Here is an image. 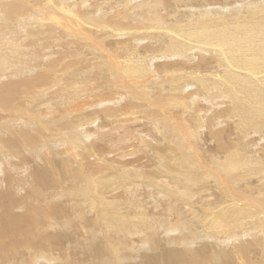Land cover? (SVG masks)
Listing matches in <instances>:
<instances>
[{
	"label": "bare ground",
	"instance_id": "1",
	"mask_svg": "<svg viewBox=\"0 0 264 264\" xmlns=\"http://www.w3.org/2000/svg\"><path fill=\"white\" fill-rule=\"evenodd\" d=\"M77 1L79 0H0V115L4 111L6 113V110L11 109L12 107H14V105H17L16 108H19V106L21 107V105L23 106L28 103L26 107V112L29 115L28 118H31V126L28 123H25L24 126L21 127H18L17 125L14 126L13 124L12 126H10L9 122L11 120H8L9 122L5 123V127H3L2 129L0 128V132L5 131V129H10L11 131H13L1 132L3 133V136L0 135V147L1 150L4 151L3 153H0V162L3 160L6 163L5 169L2 173V177L0 174V178L5 177L6 179L5 183L2 182V179H0V264H27V260H32L28 264H41L38 262V259L43 260L42 264H70V261H72L71 257L73 256V254H70V257L69 252L72 253L70 249L73 248V238L76 237H82L83 239H86V244L83 247L85 249L84 252H88L86 254L90 255L93 260L95 259L94 254H96V256L100 260H102L104 252H106V255L109 254L110 256H112L111 258L118 259L120 257L118 256L119 253L110 245V243L112 244V242L108 234L111 231L114 235H121L123 233L125 234V232L129 228V223L127 225L125 224V227L123 226L125 230L124 232L123 229H118L119 225L122 226L123 223L120 224L118 222L116 224H113L111 222L110 224H106L105 221H109L107 219L108 217H105L106 219H104L103 216L102 219L99 217L103 214L100 213L101 209H99V206H101L102 204H106L109 206L110 204L111 207H117L121 203L122 206H124V210L126 211L127 205L133 203L134 206L137 205L136 208H140L142 206H140L139 201H137L136 199L132 200L134 198L133 194L136 192L138 187H143L149 190L153 194L151 198H156L157 196H160L162 193L165 192L164 190V192L162 193L157 192V188L161 190L160 188H164L167 185L169 187L168 191L172 195H170V197H173L175 199H173V202L175 204H173V206L176 207V210L178 211L177 213L180 215L182 214L183 210L186 211L187 215H190L189 217H191V219L199 225V230L195 234L198 239H196V237L193 235V237H195L193 239L197 240V242H194L193 239H189L190 236L187 234L178 235L176 233L177 236L174 237L166 235L165 237H162L160 235L159 239H154L155 243L158 242L154 245L156 246L154 252L155 254L147 256V260L144 261V264H157L155 263L156 261H159L160 264H264V196H262V191H264V188L261 189L259 194L260 196H257L254 200H251L252 203L250 205L247 204V208L246 206L244 208V204L239 203L237 200L242 199L243 196L240 195L241 185L246 184L248 182V179H254L256 185L259 188L261 186L263 187L264 185V145H261L258 149L260 153L263 154V156L260 157L255 163V167H248L247 170H244L243 173H240L238 171L239 166H237L235 164L236 161L233 160V157L238 153V151L231 152L232 147L228 146L227 144L225 145L224 143L223 130H217V128H215V121L218 120L217 116L219 115V111L215 110L214 112H212L211 115L205 116V118H203L201 127L210 130L208 133L213 137L216 144V150L219 152V154L221 153L225 156L228 155L223 160V162H216V167L220 170L223 169L224 173L215 179L219 183H224L225 188H223H228V190L233 193L232 199L230 198L231 194L230 196H228L227 194H224L222 192H220V195H217L216 192L214 193L213 189L215 187H213V185L215 186V184H211L210 182H208V179L211 177V175L207 178L206 175H204L203 179L200 180L201 178L199 177L197 179H194L189 174L179 175L176 174V172L174 174H170L171 178L163 177V179H161L162 177H159L160 179L158 178V181H155L156 176L153 177V186L151 185V180L149 183L146 184H137L136 187H134L136 184L128 183L127 185H125L126 183H120V186L116 185L113 188L110 187L109 191L110 194H115V192L120 194L123 192V196H119V194H116L115 196L112 195L113 197H105V195L101 191L105 188V186L102 185L100 187V185L97 184V182H95V180L91 178L90 173H88V170L90 169V163L87 165L86 161H88L87 159L92 155H95V157H93L96 159V153L99 152V150L102 151L101 147H105L106 145L108 146V143L114 140L112 136H115L117 132L116 130L120 129V127L123 125L122 124L119 126L122 121L120 123L118 121L117 124V120L122 115L119 116V109H114V107H111V105L114 104L115 101L107 102L104 100H99L95 103H91L88 101L89 103L85 105L78 104V101H80L79 99H85V97L81 98L83 90L82 88L77 87V76L80 74H85L88 77L94 78V76L96 75L99 80H102L105 78V74L108 73L106 70L107 65L103 64L102 66V64H88V66H82V71L77 67V64H74L75 61L70 60L74 56H81L83 59L84 50L76 48L77 38L81 39L83 35L89 33L90 31L105 27L109 31H111V33L113 32V35L116 37L122 36V39L124 37L128 38H126L127 40L123 39L121 41L115 40L114 43H112L111 45H100L101 51L97 55H94L95 59H97L99 62L102 60L111 61L113 58H115L113 57L114 55L111 54L113 50H111L110 48H114V50L116 48L118 52H124L122 51L124 48H121V46L127 47L125 46L126 44L124 45V40H126L128 46H132L133 42L137 40V37H143V42H148L149 46H157H155V50H148L149 48H145L144 50L147 54L146 57H139L133 51H129L128 55L127 53H124L121 58V63H118L116 65L120 66L119 70L123 78L132 83V86H136L139 83L133 81L137 78V76L151 75L153 78H160V76H163L160 74L167 73L171 70L173 72L170 75L182 76L184 72H181V70L179 69L182 68L181 66H187L190 64H196L197 67L193 65V68L198 69V72L201 73V70H199V68L205 69L207 65L209 67L213 64L216 65L219 64V62H223L226 66L225 69L220 70V72H222L221 74H211V72H208L204 75H207V78L205 80V89L207 91V94L209 91L217 92L220 87H224L225 90L231 92L239 98L240 104L246 100L245 98H247L252 105L257 106L259 109L251 107L250 112L252 114V117L247 114L245 115L244 119L246 122H254V124L260 125L259 127H261V125H264V107L262 106V104L264 103V68L257 69L254 68V66L264 64V15L263 13H260L263 16L256 17L252 14L248 15V12L249 10L253 9H255L256 12H260L261 10L263 11L264 9H262L261 7L264 8V0H232L231 3L228 4L227 2H229L230 0H219L218 3L216 2L214 4L199 5L197 4V1L204 3L205 1L145 0L142 2L140 1L141 3L139 2V4H133L135 6L130 4V0H119L118 2L115 1L118 6L116 7V11L114 13H111V11L114 10L115 7L113 8L112 6H108L111 4L112 0H82L79 2ZM166 1H168L167 4L165 3ZM191 1H196L197 5L192 6L189 3ZM123 7L124 9L121 10V8ZM138 9L141 10V12L147 13V15L145 16L149 17L148 20L152 22L153 26L156 25L155 28L157 30L153 32H149L148 30L145 32L144 35H138V33H136L135 30H137V28H135V24L131 22H140V19H144L141 18L139 13L133 14L137 12ZM185 10L190 11L188 15H185L184 17L189 18L192 16V20H199L195 22V26H190V29H188L189 27H183L182 29H179L176 27V25H173L175 23L173 20H176L178 18L177 16H180L178 15L179 12ZM191 10H197L196 14L198 15V18L196 17V15H194V13L191 12ZM242 11H248L245 12L247 13V15H241ZM164 14H170L168 17V21L167 19H163L161 17ZM127 15H130V17ZM117 19L120 23L128 24H125V26H123V24L119 25ZM114 20H117V23H113ZM228 20H231L233 22L230 23L228 22ZM155 21L159 24L157 25ZM212 22H215L216 25L212 26L209 24ZM186 23L193 25L191 21ZM112 24L113 26L114 24H116V26H118L119 28L116 26L113 27ZM159 32L164 33L165 37H161L159 35ZM22 34L24 35L20 36ZM62 36H64V40H62L60 45L56 44L61 41ZM41 42H43V47L42 50L36 54V58L40 57L43 48H45L47 52H45V56L43 59L47 60L48 65H41L42 63H38V65L29 66V62H27L25 65L22 64V67H19L16 70H13L10 67V65L17 66V64L19 63H25L26 61L34 60L35 57L23 56L22 53H19V50L25 46H30L29 48L31 49V52H33L34 48L38 50ZM54 49H59V51L54 52ZM131 49L132 48H130V50ZM77 52H80V54L78 55ZM156 57H159V60L164 61V63H162V65L160 66L161 68H158L156 65L153 64L157 61ZM13 58H15L14 62L10 60ZM52 59H54L55 61L51 62ZM65 60L67 62L65 64H62ZM174 61H176V63H174ZM143 64L145 67L143 66ZM169 67H171V69H168ZM80 71L82 73H79ZM185 72H190V75L194 76V78L202 77L195 76L191 69ZM186 75L189 74L186 73ZM83 79H86L85 76ZM146 81H148V79H146ZM146 81L144 80V82ZM217 81L220 82V86L215 85ZM79 82H81L82 84L85 83V81L81 80ZM91 84L93 86L94 83ZM252 85H256L258 89L254 88ZM83 88L85 92L86 87ZM47 91L52 92L48 94ZM89 91L91 90L89 89ZM156 98H158V95H155L154 98L149 99V101H152ZM26 99L28 101L30 99V101L26 103ZM176 99L179 98H175L174 100ZM41 100L46 101V104H41L46 105L47 108L52 105L49 110L46 112L44 111L45 113L43 115L42 113L37 112L39 110L38 108V110H35L36 115L32 116L31 114H29V112L31 111V102L36 101L35 103L37 104ZM57 100L64 103L62 104L64 107L61 105V107H63L62 109L64 110V113L62 114L58 106L60 102H56ZM174 100L173 102H176ZM222 101L224 100H221V102ZM226 102L229 107H233V103H231V101L227 100ZM71 103L76 104L73 111L70 110L71 106H67ZM110 103L111 105L108 106V104ZM41 104L39 107H41ZM128 104L129 103H127V105ZM87 106L89 108H92L91 106L103 107L96 111H90L91 109H89V111H87L88 115L85 116L84 114L86 113V110H88ZM16 108H14L12 112L17 111ZM162 111H164V109ZM17 112L15 113L17 114ZM39 112L43 111L41 110ZM151 113L153 112H150L149 115ZM159 113L161 114V111ZM164 113L168 114V112ZM11 114L14 115V113ZM93 117L96 120H102V122L104 123H102V126L104 125V130H106L105 128H108V122L111 120L114 121L112 122V125H117L114 126V129L109 126L111 128L110 130L112 131L109 130L105 133H99V131L102 130L92 132V138L93 140H96H94V143L92 144L88 142L90 144L89 146H86L84 144L81 145L82 142L80 143V141L78 140L79 138L75 137L76 135H71V133L67 131L62 132L63 138L68 135V140L66 142L65 140H63L66 145H64L65 149L61 151L59 150L60 152L56 154L54 153L55 155L53 154V156L56 159H52L53 157L50 156L48 150L53 147V144L50 146H46V143L43 142L44 139L47 143H49L50 140L54 139L52 138V135L54 134V131L52 129H57V127H61V129L65 127L69 128L70 125H77L81 128L83 127V124H85L81 123L84 118L93 120ZM161 119L160 121H162ZM92 120L90 121V123L94 124L95 120ZM164 121L165 117L164 120L159 123H163V125H161L164 126ZM87 122L89 121L87 120ZM99 124H101V122ZM123 128L125 130V126ZM39 130H41L42 134L38 133ZM78 131H80V129ZM87 133L88 135L86 136H84L85 134L83 135L82 132L81 134L80 132L77 133V135H80V137L82 136L84 138H89L90 134L89 132ZM1 136L3 137V139ZM119 136V138H121V135ZM40 137L43 140H41ZM70 139L72 140V143L70 142ZM163 139L162 141L164 142ZM98 143H100L99 145L102 146L98 147ZM49 144H51V142ZM112 144L110 143V145ZM67 145L70 146L67 147ZM110 148L111 146H108V149ZM76 150H79V152ZM28 151L30 155L27 153ZM99 154L101 155V152ZM154 154L157 155V159L163 160V158L158 152H154ZM33 158H35L34 161L32 160ZM15 159H17L20 163L25 162V168L20 169L18 164L13 162V160ZM38 160H40V163ZM31 161L34 162V165L32 166L33 168H31L30 166ZM89 161L91 162V160ZM98 162H100V160ZM37 164L42 165L37 166ZM200 164V167L203 168L204 163ZM117 165L118 164L115 165L116 168H118ZM128 166L132 167L131 165H127V167ZM159 168L160 167H158L157 169ZM161 168V171H172L171 169L169 170V168L166 166H162ZM205 168L209 169L208 167ZM155 170L156 169L151 171ZM127 171L124 170L123 172ZM188 172H190V170H188ZM87 174L88 176H86ZM19 175L23 176V178H19ZM125 175L127 174L125 173ZM100 176L101 175H99L98 177ZM117 176L122 177L121 174ZM129 177L130 176H128L127 178ZM53 178H55L54 186L56 185V187H59L57 185L59 184L57 183V181L60 180L62 181L61 184L67 185L66 183L68 182L67 186L70 185V188H75L74 192H70L67 194V192L69 191L68 188H66L65 186L64 189H66L67 192H63L65 193L64 196L71 195L72 200H75L79 197H81V199L85 198V201H83L84 199H82V203H84L86 206L89 203V206L92 208L93 206L98 207V212L96 210L97 208L92 211H86L87 215H91V212H93L92 214L97 212L96 214L99 217L98 219L96 215L98 233L96 230H87L88 227L85 229L84 224L81 223H84V221L81 220L82 214L78 213L79 211L76 212V208L69 207L70 213L64 214L65 207H60L59 204H55L54 201L52 203L53 205H48L49 199H54V196L51 195V198L45 197L46 195L42 193V189L51 188V181ZM135 178L138 179V177L136 176ZM98 179L100 180V178ZM139 179L138 181H136L139 182ZM30 180L32 181L30 182ZM63 181H65V183H63ZM209 183L211 187L208 185ZM164 184L166 186H164ZM109 186L110 184H108V187ZM129 186L131 188L137 189H134V192L131 191L130 193L131 189H129ZM61 187L55 189L60 190ZM152 188L154 190H152ZM118 189L119 191H117ZM143 194H141V196ZM127 195L129 196L127 197ZM162 196L164 195L162 194ZM165 196L161 198L159 202L166 201V203H168V199L170 198H167ZM122 197L125 199V202H122V200L120 199ZM145 197L147 196L145 195ZM147 199L148 198H146L145 201H147ZM213 199L219 201L211 202ZM66 201H69V199L67 198ZM155 202L157 201L155 200ZM179 202H181V205L176 204ZM151 203L152 202H150V204ZM196 204H204L208 206L211 211L207 212L205 210L204 213H207V215H200L199 213H196L197 211H193L195 212L193 214L192 209H194V207L192 208V206H196ZM152 205L153 204L149 206L153 207ZM158 206L161 205L158 204ZM168 206L169 204H167V208H170L167 210L172 213V206ZM209 208L207 210H209ZM152 210L154 209L152 208ZM162 213L164 214V212ZM221 215L224 216L225 225H223L221 222ZM119 216L120 217L115 218H124L127 215L125 214L124 217L121 215ZM125 218L127 219V217ZM153 218L154 217H152V220H154ZM74 219H76L75 222ZM157 221L159 220L157 219ZM86 222H89V220ZM189 222L192 221H190L189 219ZM147 223L140 222L138 226L132 225L136 227H131L129 224L130 228H132L131 231H136V233L140 232L142 229V232L138 234L139 240H142L141 242L146 241V236L143 237L142 234H144L143 228L148 229V225H146ZM196 224L193 225L197 227ZM116 225L117 227H115ZM99 226H101L100 229ZM158 229H162V231L166 234L164 226L162 224L157 225V230ZM59 230L62 231V233H60L62 236L59 234ZM54 231L58 233L54 234ZM171 231L172 229L169 232ZM51 232L53 234H51ZM174 232H177V230L175 229ZM98 234H101L103 239H99ZM218 234L224 237L222 239V242L217 241ZM199 236L203 237L200 238ZM161 237L163 239H161ZM54 239H59V241L61 239L62 242L63 240L66 241L65 248L68 249H66L64 255H62L61 257H58L55 253H58V250L61 252L63 248H57L58 250L56 249L54 253L51 250L52 244L55 241ZM95 241L98 242L99 247L92 246L95 244ZM160 241H162V243H160ZM55 243L57 245L58 242L56 241ZM124 245L125 247L123 249V252L128 253V247L125 241ZM251 246L253 247L252 249H250ZM136 247H138L137 253H140L139 251L140 249H142L141 245H137ZM20 248H24V252H22L23 256H26L24 261L23 259H20L22 257V255L19 254ZM84 252H81L82 256L84 255ZM67 258L69 260H67ZM93 260L91 261L93 262ZM126 260L127 259H123V261L117 260L116 263L124 264V262H128V260ZM72 264H74L73 261Z\"/></svg>",
	"mask_w": 264,
	"mask_h": 264
},
{
	"label": "rangeland",
	"instance_id": "2",
	"mask_svg": "<svg viewBox=\"0 0 264 264\" xmlns=\"http://www.w3.org/2000/svg\"><path fill=\"white\" fill-rule=\"evenodd\" d=\"M54 1H56V0H54ZM79 1H82V0H79ZM79 1H77V2H79ZM115 1L118 2L119 0H112L111 4L108 5L110 7L112 6L113 8L115 7V9L111 11V13L112 12L114 13L116 11V7L118 6ZM130 1L132 2V3L130 2V4H132V5L135 4L136 5V4H139L140 1L142 2V1H145V0H130ZM146 1H149V0H146ZM204 1H205V3L197 1V4L198 5L199 4H214L216 2L217 3L219 2V0H210V1L209 0H204ZM231 1L232 0L227 2V4L231 3ZM165 3L167 4L168 1H166ZM189 3L192 6L193 5L194 6L197 5L196 1H191ZM135 5H133V6H135ZM261 8L264 9L263 7H261ZM123 9H124V7L121 8V10H123ZM189 11L190 10L181 11L182 13L179 12L178 15H180V16H177L178 18L176 20H173L175 22L173 25H176V27L179 28V29H182L183 27H187V28L189 27L188 29H190V26H195L194 25V24H196L195 22L198 21L199 19H197L195 21V20H192L193 19L192 16L189 17V18L188 17H184L185 15H188ZM196 11L197 10H193V11L191 10V12L194 13V15H196V17L198 18V15L196 14L197 13ZM263 11L261 10L260 12H256V10L253 9V10H249V12L248 11H245V12H248V15L252 14V15H254L256 17H262L264 15ZM245 12L242 11L241 15H247V13H245ZM138 13L141 16V18L145 19V20L144 19H140V22L139 21L131 22V23L135 24L134 27L137 28V30H135V31H136V33H138V35H144L145 32L148 31V30H149V32H153V31L157 30L155 28L156 25L153 26L152 22L148 20L149 17L145 16V15H147L146 12H141V10L138 9V11L133 13V14H138ZM260 13H263V15L260 14ZM169 15L170 14H164L161 17L163 19H167V21H168ZM127 16L130 17V15H127ZM117 20H114L113 23H117ZM169 20H170V18H169ZM190 21H191V23L193 25L186 23V22H190ZM118 22H119V20H118ZM228 22L231 23L233 21L228 20ZM156 23H157V25L159 24L158 22H156ZM212 23H209V24L212 25V26L216 25L215 22L213 24ZM121 24H123V26H125V24L127 25L128 23L124 24V23H120L119 22V25H121ZM112 26H113V24H112ZM115 26H116V24H114L113 27H115ZM116 27H118V26H116ZM130 32H131V30H130ZM23 35L24 34H22L20 36H23ZM159 35L161 37H165L164 33L159 32ZM115 38H117V39H115ZM126 38H128V37H124L123 39H126ZM123 39H122V36L121 37L114 36L113 32L111 33V31H109L105 27H101L99 29L92 30L89 33L83 35L81 39L77 38V46H76V48L84 50L83 59H82L81 56H74L73 58L70 59L71 61H75L74 64H77V67L79 69H81V70H82V66H88V64H91V65H100V64H102V66H103V64L107 65L106 66V70H107L108 73L105 74V78L102 79V80H99L96 75L94 76V78L88 77L85 74H80V75L77 76V79H78V86L77 87H80L83 90L81 98L85 97V99H79L80 101H78V104L79 105H85V104H88L89 102H91V103L94 102L95 103L96 101H99V100L100 101L104 100V101H107V102L108 101L109 102H114L115 101L114 104L111 105V103H110V104H108V106L111 105V107H114V109L115 108L119 109L118 110V112L120 113L119 116L122 115L120 117L118 116L119 119L117 120V124H118V121H119V123L122 121L119 124V126L122 125V124L123 125L120 127V129H118V130L115 129L118 133L116 132V134L114 133L115 136L114 135L112 136V138L114 140L111 141L110 143L111 144L113 143V144L110 145V143H108L109 144L108 146H111V148L108 149L107 145H106L107 148H106V146L105 147L104 146L101 147L102 145H99L100 143H98V147L100 146L102 151L99 150V152L96 153L97 154L96 155V159L94 158L95 155L91 156V157L94 156L93 158L89 157L90 159L87 157L88 161H86V164L88 165L90 163V165H91V166L89 165L91 170L90 169L88 170V173H90L91 178L94 179L95 182H97V184L100 185V187L102 185L105 186V188L103 190H101L102 193L105 195V197H107V196L108 197H110V196L113 197V196H115L116 194H119V193L115 192V194L114 193L110 194L109 189H110V187L113 188L116 185L120 186V183H123V184L126 183L125 185H127L128 183L136 184L134 186V187H136L137 184H140V185L141 184H146V183H149L150 180H151V185L153 186V184H152V182H154V178L153 177L156 176L155 181H158L160 179L159 177H162L161 179H163V177L171 178L170 174H174L175 172H176V174H179V175L189 174L194 179H197L199 177V178H201L200 180L203 179L204 175H206V178L211 175V177L209 178L210 180L208 179V182H210L211 184H215V186L213 185V187H215L213 189L214 193L216 192L217 195H220V192H222L224 194H227L228 196H230V194H231L230 198L232 199L233 193L231 191H229L228 188L224 189L225 188L224 183L223 184L219 183L215 179V178H218L219 176H221L224 173L223 169L220 170V169H218L216 167V162H223V160L228 155L225 156V155H223L221 153L219 154V152L216 150V144H215V141H214L213 137L208 133L210 130H207V128H205V129L202 128L201 124H202L203 118H205V116L211 115L212 112H214L215 110L219 111V115L217 116L218 120L215 121V128H217V130H223V132H224V136H223L224 143H225V145L227 144L228 146L232 147V151L231 152L238 151V153L233 157V160H235L236 161L235 164L237 166H239L238 167V171L240 173H243L244 170H247L248 167H250V168L255 167V163L258 161V159L260 157L263 156V154L260 153V151L258 149H259V147L261 145H264V125H261V127H259L260 125H256V124H254V122L253 123L246 122L245 119H244L245 115H247V114L250 115V117H252V114L250 112V108L251 107H253V108H258V107L255 106V105H252L247 98H245L246 100L243 101L240 104L239 98L236 97L231 92L225 90L224 87H220V89L217 92L209 91L208 94H207V91L205 89V80L207 78V75L206 76H204V75L206 73H208V72H211V74H213V73L221 74L222 72H220V70L225 69V66H226L225 63H223V62H219V64H216V65L213 64V65H211L209 67L207 65L205 69L198 67L199 70H201V73L198 72V69H194L193 68L194 66L197 67L196 64H190V65H187V66H185V65L181 66L182 68H180V69L178 68L179 70H181V72L185 73V74L183 73L182 76L170 75L173 72L172 70L168 71L167 73L160 74V75H163V76H160V78H155V77L153 78L151 75H150L151 77L149 75L137 76V78L134 79L133 81L137 82V83L139 82V83L136 86H134V85L132 86V83H130L128 80H125L123 78V76H122V74H121V72L119 70L120 66H116V65L118 63H121V58L124 55V53H127V55H128L129 51H133L139 57H146L147 54H146V51L144 49L145 48L146 49L149 48L148 50H151V49L155 50L157 46L156 45H154V47L153 46H149L148 42H146V43L143 42V40H144L143 37H137L138 41L135 40L133 42L132 46H128L127 45L128 43L126 42L127 39H126V40H124L125 41L124 45L126 44L125 46H127V47L121 46L123 44L120 45L121 48H124L122 50L124 52H121V51L118 52V50L116 48H115V50H114V48H110L111 50H113L112 53H111V51H110V53L114 55L113 57H115L111 61L102 60V61L99 62L97 59H95L94 55H97L101 51L100 45H111L112 43H114L115 40H117V41L120 40L121 41ZM62 40H64V36H62L61 41L59 43H56V44L60 45ZM29 47L30 46H25V47L21 48L19 50V53H22L23 56H27V57L33 56V57H35V59L31 60V61H26L25 63H19V64H17V66L16 65L15 66H11L10 65V67L13 70H16L17 68L22 67V64L25 65L27 62H29V66H35V65H38V63H42L41 65H48L47 60L43 59L44 56H45V52H47L45 50V48H43V51L41 52L40 57L36 58V54L39 53L42 50L43 42L40 43V47L38 48V50L36 48H34L33 52H31V49ZM130 48H132V49L130 50ZM58 51H59V49H54V52H58ZM77 53H78V55L80 54V52H77ZM156 58H157L156 59L157 61L154 62L153 64L156 65L158 68H161L160 66L162 65V63H164V61L163 60H159V57H156ZM14 59L15 58L10 59V60L14 62L15 61ZM54 61L55 60L52 59L51 62H54ZM66 62L67 61L65 60L64 63H62V64H65ZM174 63H176V61H174ZM143 66H144V64H143ZM188 67H190V68H188ZM254 68L262 69V68H264V64L263 65H255ZM168 69H171V67H169ZM189 69H191L193 71L195 76H197V77L198 76H202V77L194 78V76L190 75L191 74L190 72L189 73L185 72V71H188ZM79 73H82V72L80 71ZM186 73L189 74V75H186ZM164 74H167V75H164ZM84 76H85L86 79H83ZM146 79H148V81H146ZM80 80L81 81H85V83L82 84L81 82H79ZM144 80L146 82H144ZM96 81L97 82L99 81V82L97 83ZM127 82H128V84H127ZM141 82L142 83L144 82V83L142 84ZM91 83H94L93 86H92ZM139 84H140V86H139ZM141 85L142 86L144 85L143 87H145V85H146L147 88L146 87L143 88ZM215 85H219L220 86L221 84H220V82L217 81L215 83ZM252 86L254 88H257L256 85H252ZM83 87H86L85 88V92H84V88ZM89 89L91 91H89ZM134 89H136L138 92L136 90H134ZM50 92H52V91H47L48 94ZM87 92H90V93H87ZM139 92L144 95V98H143V95L140 94ZM85 94H87V95H85ZM228 94H230V95H228ZM155 95H158V98H156V99H154L152 101L151 100L149 101V99H153ZM175 98H179V99L174 100ZM173 100L176 101V102H173ZM221 100H224V101L221 102ZM227 100H229V101H231V103H233V107H229L227 105V102H226ZM29 101H30V99H29ZM29 101L27 100L26 103L29 102ZM148 101L151 102V103H149ZM35 102L36 101H34V102L32 101L31 105H30L31 106L30 107L31 111L29 112V114H31L32 116L36 115V111L35 110H38V108H39V110L37 112L38 113H42L44 115V113L46 111H48L49 108L52 106L51 105V106H49V108H47L46 105H42V104H46L45 100L44 101H42V100L39 101V103H37L38 105ZM56 102H60V104L58 105L59 108H60L59 110H61V114L64 113V110L62 109L64 107L62 104H64V103H62L59 100H57ZM127 103H129V104L127 105ZM164 103H166L167 105L164 104ZM27 104L23 105V106L21 105V107L19 106V108H16L17 105H14V107H12L11 109L6 110V113H5V111L2 112L1 115H0L1 116V119H0V125L1 126H0V128L2 129L3 127H5V123L9 122L8 120H11L9 122L10 126H12V124H13L14 126L17 125L18 127H21V126H24L25 123H28L30 125L31 118H28L29 115L26 112L27 111L26 110ZM40 104H41V107H39ZM116 104H117V106H116ZM61 105L63 107H61ZM33 106H34L35 109L33 108ZM67 106H69V107L71 106L70 110L73 111L75 106H76V104H72L71 103V104H69ZM262 106L264 107V103L262 104ZM91 107L92 108H89L87 106L88 110H86V113L84 114L85 116L88 115L87 111H89V109H91L90 111H96V110H99L100 108H102L103 106H91ZM14 108H16V110L18 112L17 111L12 112ZM163 109H164V111H162ZM21 110H23V111H21ZM41 110L43 112H39ZM158 110L161 111V114L159 113L160 111H158ZM15 112H17V114ZM148 112L149 113L153 112L154 114L151 113L149 115ZM164 112H168V114L164 113ZM169 112H170V114H169ZM11 113H14L15 117ZM158 113H159V115H158ZM234 115H236V116H234ZM164 117H165L164 126H162L163 123H161L162 124L161 125L159 122H162L164 120ZM140 118H142V119H140ZM159 118L160 119L163 118V119H161L162 121H160ZM45 119H47V118H45ZM87 120L89 122H87ZM91 120L92 119L84 118L82 122L80 121L82 124L85 123V124H83V127H81V128L79 126H77V125H74V124H73L74 126H71L69 124L70 125L69 128L65 127V128L61 129V127H57L58 130L56 128H53L52 130L54 131L53 132L54 134L52 135V138H54V139L50 140L51 144H49L50 142L47 143L45 139L43 141V142L46 143L45 144L46 146H50V145L53 144L52 145L53 147L48 150L49 151L48 153L50 154V156L53 157L52 159L55 158L53 156L54 153L56 154V153L60 152L61 150L65 149V146H66L65 142L68 140L67 139L68 135H66V137L63 138V135H62L63 133L62 132L67 131V132H70L71 135H76L75 137L79 138L78 140L80 141V143L82 142L81 145L84 144L86 146H89L90 145L89 143L92 144V143H94V140H96V139L93 140L92 132L98 131V130H102V131H99V133H103V132L105 133V132H108L111 128L114 129L115 128L114 126L117 125V124L116 125L115 124L112 125L113 124L112 122H114V121L111 120V121L108 122V128H105L106 130H104L103 129L104 125L102 126L103 122H102L101 119L96 120L93 117V120L96 121V122L94 121V124L90 123ZM187 120H189V121H187ZM60 122H61V120H60ZM100 122H101V124H99ZM165 123H166L167 126L165 125ZM185 124H186V126H185ZM100 125H101V128H100ZM124 126H125V130L123 128ZM60 129H61V132H60ZM79 129H80V131H78ZM126 129H127V131H126ZM5 131H11V130L10 129H5ZM5 131H1V132H5ZM110 131H112V130H110ZM1 132H0V135L3 134ZM11 132H13V131H11ZM79 132H80V134H81V132L83 133V135L85 134L84 136L88 135L87 132H89L91 137H90V135H89V138L88 137L84 138L82 136L80 137V135H77V133H79ZM38 133L42 134L41 130H39ZM163 133H164V135H163ZM119 135H121V138H119L120 137ZM90 138H92V139H90ZM2 139H3V137H2ZM40 139L43 140L41 137H40ZM162 139L164 140V142L162 141ZM167 139H168L169 142L167 141ZM63 140H65V142ZM70 142L72 143L71 139H70ZM96 142H99V141H96ZM116 142H117V144H116ZM62 143H64V144H62ZM69 146L70 145H67V147H69ZM112 146H114L115 148L112 147ZM263 149H264V146H263ZM76 151L79 152V150H76ZM3 152L4 151L1 150V147H0V153H3ZM100 152H101V155L99 154ZM128 152H130L131 154L128 153ZM149 152H151V153H149ZM154 152H158L160 154V156L163 158L164 161L157 159V155H155ZM27 153L29 154V151ZM114 153H115V155H114ZM64 154H66V153H64ZM87 156H89V155H87ZM133 157H134V159H133ZM34 159L35 158H33L32 160L34 161ZM89 160H91V162ZM99 160H100V162H98ZM33 161L30 162L31 168H33L32 166L34 165ZM38 161L40 163V160H38ZM158 161L159 162L161 161L160 162L161 164ZM13 162L18 164L20 169H24L25 168V162L20 163V162H18L17 159L13 160ZM200 163H204L203 168L200 167L201 166ZM116 164H118L117 165L118 168L115 167ZM155 164H157V165H155ZM38 165L41 166L42 164H37V166ZM127 165H131L132 167L128 166L129 167L128 168ZM140 165H141V167H140ZM5 166H6V163L2 160L0 162V174H1V177H2L3 170L5 169ZM162 166H166V167L169 168V170L171 169L172 171L171 172L170 171H166L165 172V170L161 171V169H162L161 167ZM123 167H126V168H123ZM154 167H156V168H154ZM158 167H160L161 169L160 168L157 169ZM205 167H208L209 169H206ZM153 168L158 170V171H156V170L155 171H151V170H154ZM136 169L139 170V171H137ZM124 170L125 171L128 170V171L127 172H123ZM188 170H190V172H188ZM138 172H139V174H138ZM149 172H151V173H149ZM163 172L165 174H167V175H165ZM125 173L127 175H125ZM120 174H121L122 177L117 176V175H120ZM132 174H134V175H132ZM136 174H138V175H136ZM99 175H101V176L98 177ZM86 176H88V174ZM128 176H130L129 177L130 179L127 178ZM135 176L138 177V179L139 178H142V179H139V182H137L138 179H136ZM142 176H144V177H142ZM19 178L22 179L23 176L19 175ZM98 178H100V180ZM117 178H119V179H117ZM0 179H2L3 180L2 182H4V183L6 182L5 181L6 180L5 177L0 178ZM108 179H110V180H108ZM124 179H126V180H124ZM54 180H55V178L52 179L53 182L51 181V183L53 185L50 183L51 184V188L42 189V193H44L46 195L45 197L51 198V195L54 196V199H49V204L48 205H53L52 203L54 201V203L57 204V205L59 204L60 207H62V208L65 207L64 214H69L70 213V208H76L75 209L76 212L79 211L78 213L82 214L81 215L82 216L81 220H83L84 223L83 222H81V223L84 224L85 229L88 227L87 230H89V231L90 230H96V231L98 230L97 229L98 225L96 224V221H97L96 220V215H97L96 213L99 211V209H101L100 213H103L99 217L101 219H102V216L104 217V219H106L108 217L107 219L110 221V222L109 221H105L106 224H110L111 222L113 224L114 223L116 224L118 222L120 224L123 223L122 226L118 224L119 225L118 229H121V230L123 229V232L125 231L124 230V227H125L124 225L125 224L127 225L129 223L131 227H136V226L139 225L140 222L141 223H145V222L147 223L148 222L146 224V225H148V229L147 228L146 229L143 228L144 234L141 233L143 235V237L146 236V241L145 242H141L142 240H139V238H138V236H139L138 234L140 232H142V229H141L140 232L136 233V231H131L132 228H130L129 224H128L129 228L127 229L125 234L123 233L121 235H114L112 233V231L108 234V236L110 237L111 242H112V244L110 243V245L116 251H118V253H119L118 256H120V257L118 259H113V258H111L112 256H110L109 254L106 255V252H104L105 253V254L103 253L104 259L102 257V260H100L96 256V254H94L95 259L93 260L90 255L86 254L88 252H84L85 249L83 247L86 244V239H83L81 236L80 237L82 239L81 238H77V237L73 238L74 242L72 243V245H73V248H75V249H73V248L70 249L72 253L69 252V256H70V254H73V256L72 257L70 256V257H71L72 261L74 262V264H118V263H116L117 260L118 261H120V260L123 261V259L124 260L125 259L128 260V262L127 263L124 262V264H129V263H132V264H144L145 263L144 261L147 260V256L155 254L154 252H155V247L156 246H154V245L157 244L158 242L155 243L154 239H156V238L159 239L160 235L162 237H165V235L174 237V236H177V234L178 235L187 234V235H189L192 238H190L189 236H186V237H189V239H193V238L196 237L195 234L199 230V228H198L199 225L196 224L194 222V220L191 219V217H189L190 215H187L186 211H184V210L182 211L181 210L182 214H180V215L177 213L178 211L176 210V207L173 206V204H174L173 199L174 198L170 197L171 193L168 191V188H169L168 185L166 186L164 184V186H166V187L160 188L162 191L159 190V188H157V190H156L157 192H161V193L165 191L162 194L164 196L168 195V196H165L167 198H170V199H168V201H169L168 203H166V201L159 202L160 199L164 197V196H162V194L160 196H157L156 198L155 197L151 198L153 196V194L149 190H147V189H145L143 187H138V189H139L138 190L137 188H131L129 186V189H131L130 193H131V191L134 192V189L135 190L137 189L136 190L137 193L135 192L137 195L134 193L135 195L133 194L134 198L132 200L136 199L137 201H139L140 206H142V207L136 208L137 205L134 206L133 203H130V205H127V208H126V211H125L124 210V206H122L121 203H120L121 205L119 204V206H117V207H111L109 203H108L109 206L106 205V204H102L103 205L102 206L100 204L101 206H99V209H98V207H94V206H93V208L90 207L89 203H88L87 206L84 203H82L83 201L86 200L85 198H82V199H84L83 201H82L81 197H79V198H77L75 200H72L71 195H68V196L65 195L64 196V194L67 192L66 189H64V188H65V186H66V188H68L69 192H67V194L70 193V192H74L75 188L72 189V187L71 188L69 187L70 185L67 186L68 185L67 181H66L67 185H65V184H61L62 181L59 180V181H57V183H59L62 187L59 184H57L61 188H60V190L59 189H55V188H59V187H56V185L54 186V183H55ZM31 181L32 180H30V182ZM63 183H65V181H63ZM210 183L208 185L211 187ZM108 184H110L109 187H108ZM262 188H264V185H263V187L261 186L259 188L256 185L254 179H248V182L246 184L241 185V194L240 195L243 196V197H242V199H237L238 202L241 203V204H244L243 205L244 208H245V206L247 208V204L250 205L252 203L251 200H254L257 196H260L259 194H260V191H261ZM69 189H71V190H69ZM140 189H142L143 191L140 190ZM152 190H154V189L152 188ZM117 191H119V189ZM57 192L59 193V195H58ZM63 192H65V193H63ZM262 192H263L262 196H264V191H262ZM21 193H23V192H21ZM60 193H62V194H60ZM122 193H120L119 196H123L124 193L123 194ZM141 194H143L144 196L143 195L141 196ZM145 195L147 197H145ZM62 196H64V197H62ZM83 196H84V194H83ZM128 196L129 195H127V197ZM149 197H150V199H149ZM67 198L69 199V201H66ZM143 198H144V200H143ZM146 198H148L147 201H145ZM120 199L122 200V202H125V199L123 197L120 198ZM154 199L157 202H155ZM55 200H56V202H55ZM132 200H130V201H132ZM149 200H150V202H152L151 204H153L152 205L153 207H150L151 204H150ZM216 201H219V200H214L213 199L211 202H216ZM77 202L80 203V204H78ZM145 202H147V203H145ZM72 203H74V204H72ZM157 203L159 205H161L162 207L158 206ZM167 204H169V206H172L171 212L173 210V212H172L173 214L170 213L169 210H167V209L170 208L169 206H168L169 208H167ZM176 204L177 205H181V202L176 203ZM190 206H192V205H190ZM87 207H89V208H87ZM109 207H111V208H109ZM129 207H130V209H129ZM193 207H194V209H192V212L193 211H195V212L197 211L196 213H199L200 215H207V213H204L205 210L207 212L211 211L210 208L208 206L204 205V204H201V205L200 204H198V205L196 204V206L193 205L192 208ZM199 207H201V208H199ZM90 208H92V209H90ZM152 208L154 210H152ZM188 208H189V206H188ZM208 208H209V210H207ZM94 209L97 210V212L94 213L95 215L92 214L93 212H91V215H87L86 211H88V210L92 211ZM181 209H182V207H181ZM118 211H120V212H118ZM162 212H164V214ZM195 212H193V214ZM166 213H167V215H166ZM183 213H184V215H183ZM125 214L127 215V216H125V217H127V219L124 217ZM116 215H118V216H116ZM119 215L123 216L124 218H115V217H120ZM97 217H98V215H97ZM99 217H98V219H99ZM109 217H110V219H109ZM152 217H154L153 218L154 220H152ZM179 217L181 218V220H180ZM208 217H209V214H208ZM111 218H113V219H111ZM90 219H91V221H90ZM157 219L159 221H157ZM189 219L192 222H189ZM85 220L86 221L89 220V222H86ZM133 220H134V222H133ZM75 221H76V219H74V222ZM151 222L154 223V224H152ZM221 222H222L223 225H225V221H224V216L223 215H221ZM156 223H157V225H161L162 224L164 226L166 234L162 231V229H160L161 232H160L159 229L157 230ZM165 223H167L168 225L165 224ZM191 224L192 225L196 224L197 227L195 225H193V227H192ZM89 225H91V226H89ZM132 225H136V226H132ZM188 225H190L191 227L188 226ZM263 225H264V223H263ZM94 226H97V227H94ZM115 227H117V225ZM100 228H101V226H99V229ZM167 229H169V230H167ZM171 229H172V231L169 232ZM175 229L177 230V232H174ZM55 233H58V232L54 231V234ZM60 233H62V231L59 230V234ZM97 233H98V231H97ZM49 234H50V232H49ZM51 234H53V233L51 232ZM130 234H132V235H130ZM193 235L195 237H193ZM217 236H218L217 237V241L218 242H222V239L224 237L220 236L219 234ZM109 237H108V239H109ZM162 237H161V239H163ZM199 237L202 238L203 236H199ZM98 238L99 239H103L101 234H98ZM196 239H198V237H196ZM196 239H193L194 242H197ZM54 240L55 241L53 242L52 247L50 246L51 250L54 253V251L57 248H60V249L63 248V250L61 252L57 249L58 253H55V254H57L58 257H61L62 255H64V252L66 251V249H68V248H65L66 247V241L63 240V242H62L61 239H60V241H59V239L58 240L54 239ZM202 240H204V239H202ZM56 241L58 242L57 245L55 243ZM124 241L126 242V245L128 247L129 255H128V253H126V252L124 253L123 252V249L125 247ZM160 243H162V241H160ZM54 244H55L56 247L54 246ZM95 244H97V245H95ZM95 244L92 245V246H94V247L98 246L99 247V244H98L97 241H95ZM63 245H64V247H63ZM137 245H141V247H142V249H140V251H139L140 253H137V251H138L137 250L138 247H136ZM252 248L253 247L251 246L250 249H252ZM19 251H20L19 254L22 255V257L20 259H23V261H24V259L26 257V256H23V253H22V252H24V248H20ZM73 251H76V252H73ZM81 252L82 253L84 252V255H83L84 257L82 256ZM75 253L76 254L78 253V254L76 255ZM137 254H139V255H137ZM74 255L76 256V258H75ZM128 256H129V258H128ZM77 257H78V259H77ZM67 260H69V259L67 258ZM91 260H93V262ZM31 261L32 260H27L26 263L28 264ZM42 261L43 260L38 259V262L41 263V264H42ZM72 261H70V264H72ZM155 263L160 264L159 261H156Z\"/></svg>",
	"mask_w": 264,
	"mask_h": 264
}]
</instances>
